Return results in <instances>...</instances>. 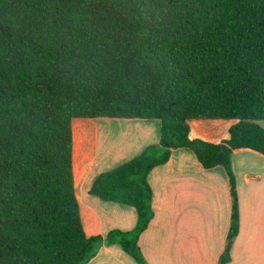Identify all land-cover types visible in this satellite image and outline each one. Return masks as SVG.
<instances>
[{"label": "trees", "instance_id": "1", "mask_svg": "<svg viewBox=\"0 0 264 264\" xmlns=\"http://www.w3.org/2000/svg\"><path fill=\"white\" fill-rule=\"evenodd\" d=\"M101 118L161 124L158 144L93 183L138 214L106 238L86 234L74 173L73 123ZM194 119L237 124L214 144L190 138ZM263 122L264 0H0V264H89L114 244L146 264L149 175L178 149L226 170L233 241L232 157L264 156Z\"/></svg>", "mask_w": 264, "mask_h": 264}, {"label": "crops", "instance_id": "2", "mask_svg": "<svg viewBox=\"0 0 264 264\" xmlns=\"http://www.w3.org/2000/svg\"><path fill=\"white\" fill-rule=\"evenodd\" d=\"M235 124L190 120V138L219 144L230 139ZM73 125L75 188L87 236L106 238L112 231L134 230L135 208L103 201L90 190L100 174L158 144L160 122L101 118L75 120ZM232 167L239 201V229L233 241V198L223 167L207 170L192 152L178 149L166 165L151 172L154 217L138 241L146 264H220L227 251V264H264V156L236 150ZM89 264L138 263L114 244L103 246Z\"/></svg>", "mask_w": 264, "mask_h": 264}, {"label": "rangeland", "instance_id": "3", "mask_svg": "<svg viewBox=\"0 0 264 264\" xmlns=\"http://www.w3.org/2000/svg\"><path fill=\"white\" fill-rule=\"evenodd\" d=\"M263 124V123H262ZM261 124V125H262ZM264 125V124H263ZM78 129V123H75V130H77ZM76 154H77V147H76ZM78 155V154H77ZM113 232V231H112ZM111 233V232H110Z\"/></svg>", "mask_w": 264, "mask_h": 264}]
</instances>
